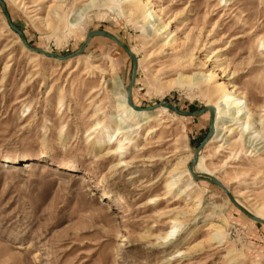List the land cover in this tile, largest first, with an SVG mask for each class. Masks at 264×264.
I'll list each match as a JSON object with an SVG mask.
<instances>
[{
    "label": "rangeland",
    "instance_id": "obj_1",
    "mask_svg": "<svg viewBox=\"0 0 264 264\" xmlns=\"http://www.w3.org/2000/svg\"><path fill=\"white\" fill-rule=\"evenodd\" d=\"M0 1L29 48L66 58L26 48L0 7V264H264V226L202 178H218L264 220V0H148L158 14L149 23L127 14L123 0ZM91 31L110 33L134 56V106L195 112L211 107L222 83L262 138L248 148L237 132H222L229 145L217 152L218 143H205L193 167L202 179L192 181L187 168L208 112L123 117L128 55L95 36L70 56ZM209 73L214 79L199 76ZM118 127L114 154L105 130ZM171 220L177 231L163 244Z\"/></svg>",
    "mask_w": 264,
    "mask_h": 264
},
{
    "label": "bare ground",
    "instance_id": "obj_2",
    "mask_svg": "<svg viewBox=\"0 0 264 264\" xmlns=\"http://www.w3.org/2000/svg\"><path fill=\"white\" fill-rule=\"evenodd\" d=\"M104 1L106 3H108L111 0H104ZM123 3H125L127 5V8H128L126 10V13L127 14H130L131 12H132V14H141V15H143V19H147L146 20L147 23H149V21L151 19H152L151 21H155L154 20V17L156 15H158L156 11H153L149 7L150 4H149L148 0H123ZM93 5L94 4L91 2L90 3V6H87L86 8H89L91 6L93 7ZM60 9L61 8L59 7L58 10H60ZM55 14H57V13H55ZM60 23H61V20H59L58 21V24H56L54 26V29L55 30H57L59 28V24ZM151 26H153V25H151ZM167 26H168V23H166L165 25H162L161 28H158V29L155 28L153 30V32L156 34L158 31H160L162 29H166ZM261 46H263V44H261ZM53 60L58 61L56 59H53ZM199 76H200V78L203 81H208V80L214 79V75L213 74H210V73L207 74V75L200 74ZM179 79L188 80L189 78H188V76H184V77L179 76ZM114 84L116 85V82H114L113 85ZM214 91H215V93H214L215 100H214L213 104H211V107L214 110L213 124H212V133L213 134H212V137L209 139L210 141L208 140L209 143H211V144L212 143H218V146H217V149L216 150H217V152H220V151H222V149H225L226 148L225 146H228L229 145L228 144V140H226V139L223 138L224 137L223 134L224 133H234V132L236 133L237 132V134L239 136V139L242 138L241 139L242 140V146H244V145L247 144V145H249L248 148H250L253 145V143L258 138L261 139L262 136L260 137L261 130L258 131L256 129V126H255L256 122H254V121H252L250 119L251 118V112H250L248 106L242 100V98L239 97L238 94H236V91L233 88V86L224 85L222 83H218V84H216L214 86ZM117 107H118V109H120V114H122L123 117H127V116H130V117H141L142 116V118H143V116H146L147 120L148 119H155L157 117H160V115L167 114V111H168L166 108H163V107L156 108L155 110H153V111H156V112H154L153 114H150V115H148V114L146 115V114H143V113H151L153 111H151V112H147V111H134L126 103V94H125V91H124V95H121V100L119 101V105ZM262 112H264V107H262ZM230 128H232V129H230ZM120 129L121 128L118 127L114 131V133L111 134V135H109L107 133V129L105 130V134H106V136H105L106 137V140L105 141H106V143L109 146L114 147V149H113V153L114 154H116V153H118V152L121 151L122 144L120 143V141H118V137L121 134ZM222 132H223V134L220 136V134ZM263 141H264V138H263ZM263 147H264V145H263ZM203 148L199 152L198 157H199L200 153L202 152ZM31 165H32V163H24L23 164V168L26 169V168L30 167ZM187 172H188V168H187ZM188 174L191 177V180L193 181L192 176L190 175L189 172H188ZM203 175H205V174H203ZM206 176H208V175H206ZM208 177L209 178H212L210 176H208ZM213 179L216 180L218 183H220V185L222 186V188H224L226 191L228 190V188L221 181H219L218 178L213 177ZM191 180L189 178V182H187V184H185L184 188L181 189V193H185V192L189 191V189L191 188V185L193 184V182ZM174 183H175V181H171L170 186L174 185ZM98 191H99V196L101 198L107 199L112 207H117L119 205L118 200L112 199L111 193H110V191L107 188L100 187L98 189ZM231 196H232V194H231ZM232 198L235 201L237 200L236 197H234V196H232ZM227 199H228V197H227ZM194 201H197V200H194ZM228 201L230 202V200H228ZM236 203L240 207H242L243 209H245L237 201H236ZM246 211L249 212L248 210H246ZM251 215H253V214H251ZM253 216L256 217V218H258V219L263 220L262 218H260L259 216L255 215V214ZM170 224L172 225L170 227V230H168L166 233H164L158 239L163 244H167L169 241H171L172 238H173V235H175V233L177 231V227H176V224L177 223H175L174 220H171L170 221ZM123 241H124V239H123ZM169 259H171V258H169Z\"/></svg>",
    "mask_w": 264,
    "mask_h": 264
},
{
    "label": "water",
    "instance_id": "obj_3",
    "mask_svg": "<svg viewBox=\"0 0 264 264\" xmlns=\"http://www.w3.org/2000/svg\"><path fill=\"white\" fill-rule=\"evenodd\" d=\"M0 7L2 9V13H3L4 17L7 20V23L9 25V27L18 34L20 40L22 41V43L25 45L26 48H28L30 51H33L35 53H40V54H42L46 58H52V59H56V60H65L66 59V58H60L57 55L48 54V53H46V52H44L42 50H39V49L29 48L25 44L23 35L16 28H14L10 24V20H9L8 13H7L6 9H5L4 4L1 1H0ZM95 36L103 37V38H106V39L110 40L115 45H117L119 48H121L126 53V55H128V57L131 59V61H132L131 77H130L129 83H128L126 89H125V94H126V103L134 111H147V112H149L150 110H152V108L163 107V108H166L168 111H171L172 113H175L176 115L183 116V117H199V116L203 115L204 113L208 112V114H209V130H208V133L206 134V136L204 137V139L198 145V147H197V149H196V151H195V153H194V155H193V157H192V159H191V161H190V163L188 165V172L192 176V179L193 180L206 178V179H208V180H206L207 182L213 183V184L217 185L218 187H220L222 189V191L227 195L228 199L230 200V203L235 208H237L239 211H241L251 221L260 223V224H262L264 226V221L263 220L254 217L249 212H247L245 209H243L242 207H240L236 203V201L232 198L231 194L228 191H226L224 188H222V186L220 185V183H218L213 178H209L206 175H203L202 178H200L198 175H196L193 172V167L196 164L198 154L201 151V149L204 147V144L209 140V138H210V136L212 134V124H213V116H214V110H213V108L212 107H205V108L200 109V110H197L195 112H182V111L176 109L174 106H172L171 104H169L167 102H160L157 105H155V106H153L152 108H149V109H142V108H139V107L134 106V104L132 103V100H131V88H132V85H133V82H134V75H135V72H136L135 59H134V56L132 55V53L130 52V50L128 49V47L126 45L122 44L120 41H118L116 39V37H114L110 33L104 32V31H91V32H88L86 34L85 39H84L81 47L79 48V50L76 51L75 53H73L70 56L71 57H76V56L80 55L83 52V50L85 49L86 45L88 44L90 38L95 37Z\"/></svg>",
    "mask_w": 264,
    "mask_h": 264
}]
</instances>
